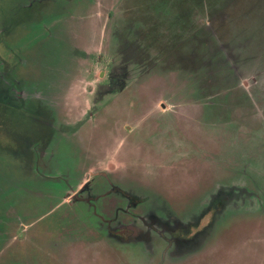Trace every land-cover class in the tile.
Instances as JSON below:
<instances>
[{
    "label": "rangeland",
    "instance_id": "obj_1",
    "mask_svg": "<svg viewBox=\"0 0 264 264\" xmlns=\"http://www.w3.org/2000/svg\"><path fill=\"white\" fill-rule=\"evenodd\" d=\"M53 2L0 0V264H264V0Z\"/></svg>",
    "mask_w": 264,
    "mask_h": 264
},
{
    "label": "flooded vegetation",
    "instance_id": "obj_2",
    "mask_svg": "<svg viewBox=\"0 0 264 264\" xmlns=\"http://www.w3.org/2000/svg\"><path fill=\"white\" fill-rule=\"evenodd\" d=\"M49 0H47V2H48ZM53 3H54V5H58V4H60V1L61 0H51ZM27 7H28V5H27ZM41 22H42V19H40V21L36 24V25H34V27H33V29H32V31L33 30H36V29H39V30H41L42 31V28H44L43 26L45 25V22H44V24H41ZM39 30H38V32H39ZM40 31V32H41ZM37 32V33H38ZM47 31L45 30V33H46ZM44 34V33H43ZM47 34V33H46ZM49 34V33H48ZM101 170V173H100V175H102V176H104V177H106V178H109V177H111L113 174V172H109V171H106L105 169H100ZM90 173H92V174H94L92 171H89V174ZM88 180L89 179H83L82 180V182L79 184V186H78V189L76 190V191H74V192H72L73 193V195H71L70 197L71 198H73L75 195L74 194H76L79 190H80V188L81 187H83L87 182H88ZM112 184V183H111ZM88 185H90V183H87L84 187H83V189H82V191H84L87 187H88ZM113 185V184H112ZM113 188L115 189V188H117V187H114V185H113ZM126 228H128V230H130V232H131V234H130V239H134V238H137L138 236V232H139V230L138 229H136L133 225H127V227ZM199 234H202V233H199Z\"/></svg>",
    "mask_w": 264,
    "mask_h": 264
},
{
    "label": "crops",
    "instance_id": "obj_3",
    "mask_svg": "<svg viewBox=\"0 0 264 264\" xmlns=\"http://www.w3.org/2000/svg\"><path fill=\"white\" fill-rule=\"evenodd\" d=\"M175 98H178V97H175ZM160 112V111H159ZM160 115H162L161 113H159Z\"/></svg>",
    "mask_w": 264,
    "mask_h": 264
}]
</instances>
